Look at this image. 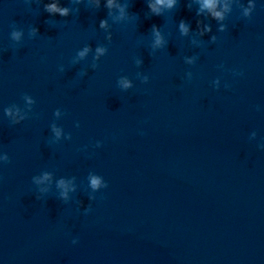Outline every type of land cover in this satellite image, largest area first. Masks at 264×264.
I'll list each match as a JSON object with an SVG mask.
<instances>
[{"label": "water", "instance_id": "95a60500", "mask_svg": "<svg viewBox=\"0 0 264 264\" xmlns=\"http://www.w3.org/2000/svg\"><path fill=\"white\" fill-rule=\"evenodd\" d=\"M255 2L0 0V264H264Z\"/></svg>", "mask_w": 264, "mask_h": 264}, {"label": "clouds", "instance_id": "9594fccd", "mask_svg": "<svg viewBox=\"0 0 264 264\" xmlns=\"http://www.w3.org/2000/svg\"><path fill=\"white\" fill-rule=\"evenodd\" d=\"M175 2H176V0H155V4H149V8L152 9V11L158 15L159 12H158V10L156 8L157 5L166 6L168 8H172L175 5ZM216 2H217V0H202L201 7H202V9L207 8L209 10H214L215 7H216ZM107 6L109 8L113 7V0H108V5ZM45 8H46V11H48L50 13H59L61 16H66L68 14V9L67 8L58 7V5L55 4V3L48 4V5L45 6ZM255 9H256L255 0H249V6H248V8L244 9V15L245 16L250 15V13L253 10H255ZM212 14L216 18H221L222 17V14L220 12H217V11H212ZM100 25H101V27H105L106 21L102 20L100 22ZM153 27H155V26H153ZM179 27H180V30H181L182 34H187L188 27L186 26V24H185V22L183 20L180 22ZM12 35H13L14 39H18L19 36H20V33H13ZM160 43H161V40L159 38V34L157 33L156 44L159 45ZM88 51H89V49L86 47L83 51L79 52L78 55L81 58H83L87 54ZM104 51L105 50L103 48H97V53L103 54ZM121 83H122V85H123V87L125 89L131 87L130 82L127 81V80H123V81H121ZM5 111H6V114H9V115L11 114L10 110L6 109ZM57 134H59V133H57ZM7 159L8 158L5 157L6 161H7ZM48 178H49L48 175L45 174L44 179H48ZM99 185H100V180L98 178H96V177H92L91 178V186H92V188L95 189V188L99 187ZM59 186L66 188V186L64 185L63 181L59 182ZM65 195H66V192H65ZM72 243L76 244L77 240H73Z\"/></svg>", "mask_w": 264, "mask_h": 264}]
</instances>
